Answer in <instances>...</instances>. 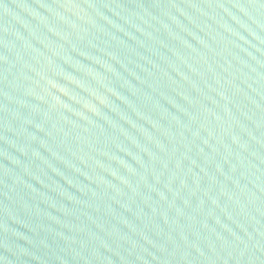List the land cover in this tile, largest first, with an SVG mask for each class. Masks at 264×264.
<instances>
[{
  "label": "water",
  "instance_id": "obj_1",
  "mask_svg": "<svg viewBox=\"0 0 264 264\" xmlns=\"http://www.w3.org/2000/svg\"><path fill=\"white\" fill-rule=\"evenodd\" d=\"M0 264H264V0H0Z\"/></svg>",
  "mask_w": 264,
  "mask_h": 264
}]
</instances>
